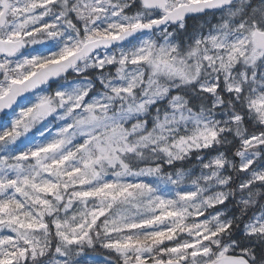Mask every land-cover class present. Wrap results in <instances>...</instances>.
I'll use <instances>...</instances> for the list:
<instances>
[{
  "label": "snow or ice",
  "instance_id": "obj_1",
  "mask_svg": "<svg viewBox=\"0 0 264 264\" xmlns=\"http://www.w3.org/2000/svg\"><path fill=\"white\" fill-rule=\"evenodd\" d=\"M143 4L164 15H141L139 9L133 15L136 5L127 0H0V264H42L49 248L63 264L264 262V210L251 209L240 219L230 213V221L197 209L189 222L192 210L177 200L196 199L194 190L165 194L125 170L104 172L129 147L119 118L111 114L113 98L134 92L136 83L122 72L123 79L98 83L93 73L150 63L156 72L187 76L169 50L156 51L150 43L128 46L168 19L204 8L223 10L221 0ZM236 25L237 32L226 35ZM199 42L205 51L220 53L205 56L218 66L219 87L213 83L202 91L222 90L227 80L228 96L239 101L233 118L250 129L240 186L264 187V86L253 84L264 76L250 68L235 80L231 76L240 61L264 64V0H252L227 28H210ZM101 48L105 53L93 59ZM86 60L95 66L82 73ZM66 76L72 80L62 83ZM45 82L54 99L34 98ZM42 121V128H34ZM198 135L210 140L216 132L206 128ZM92 201L97 204L90 210L77 208ZM227 203L212 199L208 207L219 212Z\"/></svg>",
  "mask_w": 264,
  "mask_h": 264
},
{
  "label": "clouds",
  "instance_id": "obj_2",
  "mask_svg": "<svg viewBox=\"0 0 264 264\" xmlns=\"http://www.w3.org/2000/svg\"><path fill=\"white\" fill-rule=\"evenodd\" d=\"M221 2L222 11L204 8L185 13L179 19H168L150 29L146 35L132 40L128 46L130 50L138 44L150 43L156 51L161 48L169 50L176 66L188 73L187 76L156 72L150 63L130 64L123 68L119 65L111 69L106 67L102 75L93 73L98 83L123 79L121 72L129 79L135 77L136 83L134 92L119 99L113 98L111 114L119 118L120 127L127 133L129 147L120 153L115 165H104L105 174L112 175L125 170L131 179L152 183L165 194H178L180 189L194 190L198 194L196 199L177 200L181 207L192 210L188 213L189 222L192 212L197 209L210 213L212 218L226 217L230 221V213H235L236 218L240 219L251 209L264 210V187H254L249 191L240 186L241 161L248 151L244 139L250 129L242 120L233 118L238 115L234 109L239 101L234 96H228L227 80L222 90L210 94L202 91L219 80L218 66L213 68L205 56H217L220 53L211 47L205 51L199 42L200 34L207 33L210 28H227L229 21L238 19L245 11V5L250 0ZM133 4L136 5L131 8L133 15L138 9L141 15L153 16L157 12L164 15L159 9H145L143 0H127L128 6ZM238 28L239 25H236L226 35L236 33ZM194 49L197 50L195 53ZM105 51V48H101L94 53L93 59ZM239 63L240 68L231 73L233 80L249 68L253 75L259 72L264 76V64ZM94 66L91 60H86L81 62L79 71L90 72ZM71 80L72 77L66 76L61 82ZM88 80L91 87H95L92 77H88ZM253 84L264 86V81L257 79ZM41 89L43 91L38 92L34 98L47 95L54 99V95L47 91V82L41 85ZM97 91L104 93L103 88ZM256 123L253 120V125ZM43 125L42 121L34 128H42ZM206 128L214 129L216 136L210 140L200 138L199 131ZM258 156L259 153H255V157ZM173 178H176L173 183H167ZM212 199L228 203L219 212H214L208 207ZM96 204L95 201L82 203L77 208L90 210ZM72 214L67 215L71 217ZM60 215L65 216L63 209ZM42 238L55 240L50 234ZM42 264L63 262L57 259L55 249L49 248L42 257Z\"/></svg>",
  "mask_w": 264,
  "mask_h": 264
},
{
  "label": "rangeland",
  "instance_id": "obj_3",
  "mask_svg": "<svg viewBox=\"0 0 264 264\" xmlns=\"http://www.w3.org/2000/svg\"><path fill=\"white\" fill-rule=\"evenodd\" d=\"M252 2V0H250V3Z\"/></svg>",
  "mask_w": 264,
  "mask_h": 264
}]
</instances>
